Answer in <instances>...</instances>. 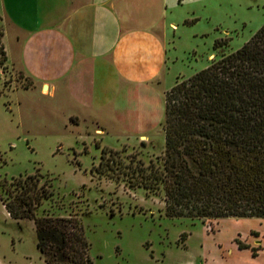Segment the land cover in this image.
Here are the masks:
<instances>
[{
    "label": "rangeland",
    "instance_id": "obj_1",
    "mask_svg": "<svg viewBox=\"0 0 264 264\" xmlns=\"http://www.w3.org/2000/svg\"><path fill=\"white\" fill-rule=\"evenodd\" d=\"M170 16L175 26L168 28L172 61L166 79L156 80L153 94L137 88L133 97L127 88L123 94L141 100L143 113L152 117L131 127L128 121L105 123L103 135L94 132L81 105L48 98L46 89L40 96L20 69L6 64L0 45V196L12 178L37 175L50 195L36 214L78 217L92 264H264V217H169L161 191L129 186L95 169L103 148L118 151L111 165L120 170L130 160L158 163L165 91L215 55L241 47L264 23V0H197ZM215 40L226 44L214 50ZM70 111L84 118H67ZM0 264H45L33 220L12 218L1 200Z\"/></svg>",
    "mask_w": 264,
    "mask_h": 264
},
{
    "label": "trees",
    "instance_id": "obj_2",
    "mask_svg": "<svg viewBox=\"0 0 264 264\" xmlns=\"http://www.w3.org/2000/svg\"><path fill=\"white\" fill-rule=\"evenodd\" d=\"M225 44L215 40L213 49ZM162 128L158 163L130 160L120 170L111 165L118 151L103 148L96 171L161 191L169 217H264V23L241 47L165 91ZM49 195L34 174L12 178L0 200L12 218L33 220L45 264H92L78 217L36 214Z\"/></svg>",
    "mask_w": 264,
    "mask_h": 264
},
{
    "label": "crops",
    "instance_id": "obj_3",
    "mask_svg": "<svg viewBox=\"0 0 264 264\" xmlns=\"http://www.w3.org/2000/svg\"><path fill=\"white\" fill-rule=\"evenodd\" d=\"M196 1L0 0L6 64L20 69L40 96L46 89L48 98L84 107L98 135L105 123L139 125L151 113L123 94L157 92L156 80L166 79L172 61L170 15ZM70 116L84 118L75 111Z\"/></svg>",
    "mask_w": 264,
    "mask_h": 264
}]
</instances>
